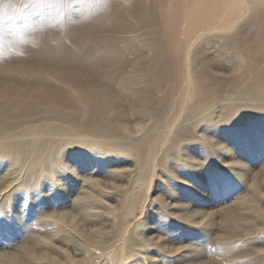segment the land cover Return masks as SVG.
I'll return each mask as SVG.
<instances>
[{
  "label": "bare ground",
  "instance_id": "obj_1",
  "mask_svg": "<svg viewBox=\"0 0 264 264\" xmlns=\"http://www.w3.org/2000/svg\"><path fill=\"white\" fill-rule=\"evenodd\" d=\"M0 264H264V0H0Z\"/></svg>",
  "mask_w": 264,
  "mask_h": 264
}]
</instances>
